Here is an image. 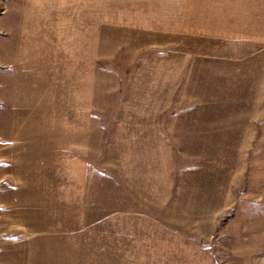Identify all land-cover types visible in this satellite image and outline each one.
Returning <instances> with one entry per match:
<instances>
[{
    "label": "rangeland",
    "instance_id": "rangeland-1",
    "mask_svg": "<svg viewBox=\"0 0 264 264\" xmlns=\"http://www.w3.org/2000/svg\"><path fill=\"white\" fill-rule=\"evenodd\" d=\"M0 264H264V0H0Z\"/></svg>",
    "mask_w": 264,
    "mask_h": 264
},
{
    "label": "crops",
    "instance_id": "crops-1",
    "mask_svg": "<svg viewBox=\"0 0 264 264\" xmlns=\"http://www.w3.org/2000/svg\"><path fill=\"white\" fill-rule=\"evenodd\" d=\"M18 142V143H17ZM21 140H15L14 145L10 146V153H14L16 155H19L20 153L27 154V149H24V152H22V147L20 146ZM12 151V152H11ZM42 152V150L40 151Z\"/></svg>",
    "mask_w": 264,
    "mask_h": 264
}]
</instances>
